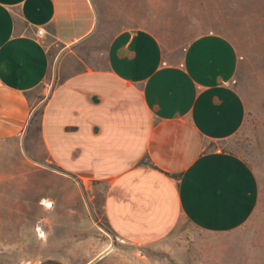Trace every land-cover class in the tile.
<instances>
[{
  "label": "crops",
  "instance_id": "1",
  "mask_svg": "<svg viewBox=\"0 0 264 264\" xmlns=\"http://www.w3.org/2000/svg\"><path fill=\"white\" fill-rule=\"evenodd\" d=\"M97 27L91 0H0V142L26 139L43 107L49 164L34 167L43 210L22 214L14 199L0 250H41L38 264H102L116 240L156 242L182 219L211 234L243 227L258 178L241 157L206 148L245 123L233 43L206 33L174 54L148 30H124L93 66L79 51ZM97 186L107 230L90 195Z\"/></svg>",
  "mask_w": 264,
  "mask_h": 264
},
{
  "label": "rangeland",
  "instance_id": "2",
  "mask_svg": "<svg viewBox=\"0 0 264 264\" xmlns=\"http://www.w3.org/2000/svg\"><path fill=\"white\" fill-rule=\"evenodd\" d=\"M91 2L98 27L79 51L89 65L94 66V58L104 53L111 39L124 30H148L166 51L174 54L206 33L221 35L233 43L240 57L233 87L245 102V123L232 138L207 142L206 148L244 159L260 185L256 212L240 229L211 234L182 219L169 236L156 242L138 245L116 240L118 250H112L102 264H264V0ZM37 97L45 102L47 95ZM42 111L43 107L36 111L26 139L0 142V236L12 235L13 224L9 221L14 199H20L22 214H29V209L32 213L43 210L38 207L44 196L34 168L49 166L40 137ZM104 190V186H97L90 195L94 196L99 224L107 230L102 216ZM40 251L0 250V264H38Z\"/></svg>",
  "mask_w": 264,
  "mask_h": 264
},
{
  "label": "built area",
  "instance_id": "3",
  "mask_svg": "<svg viewBox=\"0 0 264 264\" xmlns=\"http://www.w3.org/2000/svg\"><path fill=\"white\" fill-rule=\"evenodd\" d=\"M44 30L43 29H40L39 32H38V36L39 37H43L44 36Z\"/></svg>",
  "mask_w": 264,
  "mask_h": 264
},
{
  "label": "bare ground",
  "instance_id": "4",
  "mask_svg": "<svg viewBox=\"0 0 264 264\" xmlns=\"http://www.w3.org/2000/svg\"><path fill=\"white\" fill-rule=\"evenodd\" d=\"M103 255V254H102Z\"/></svg>",
  "mask_w": 264,
  "mask_h": 264
}]
</instances>
